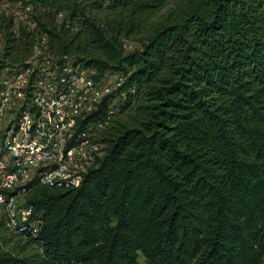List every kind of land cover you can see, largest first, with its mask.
<instances>
[{
    "label": "trees",
    "instance_id": "16d2710c",
    "mask_svg": "<svg viewBox=\"0 0 264 264\" xmlns=\"http://www.w3.org/2000/svg\"><path fill=\"white\" fill-rule=\"evenodd\" d=\"M168 1H28L63 13L69 28L82 17L98 56H72L68 30L36 14L19 34L4 19L0 87L6 60L19 68L46 34L53 52L97 77L121 74L127 94L79 187L29 191L30 217L42 224L19 253L0 243V264H138L140 254L150 264H263L264 0H175L127 53L125 39ZM89 4L105 5L103 22ZM23 45L30 53L20 57Z\"/></svg>",
    "mask_w": 264,
    "mask_h": 264
},
{
    "label": "built area",
    "instance_id": "2783aa9c",
    "mask_svg": "<svg viewBox=\"0 0 264 264\" xmlns=\"http://www.w3.org/2000/svg\"><path fill=\"white\" fill-rule=\"evenodd\" d=\"M42 39L0 87V219L7 230L27 237L42 224L40 216L30 217L29 191L35 184L79 187L105 155L104 132L127 94L118 91L121 74L97 77ZM105 101L107 109L97 117Z\"/></svg>",
    "mask_w": 264,
    "mask_h": 264
},
{
    "label": "rangeland",
    "instance_id": "374dc122",
    "mask_svg": "<svg viewBox=\"0 0 264 264\" xmlns=\"http://www.w3.org/2000/svg\"><path fill=\"white\" fill-rule=\"evenodd\" d=\"M175 10H177V5L175 4V0H169L162 8L155 11V13L151 15V19H149V21L146 22L145 25L141 27L138 32L131 33L130 37L125 39L126 52L127 53L132 52L137 48H141L142 44L146 42L147 36L151 33L152 29L155 27L157 22ZM86 11L89 17L96 18L100 23L101 21L103 22L106 19L107 17L106 13L108 12V9L105 7V5L101 8L89 4L86 8ZM32 14H36L44 24L50 26L51 24H56L58 25L59 28L63 27L68 30L65 35L68 42L69 40L73 41V44H70L71 45L70 51L72 56H77V55L79 56V54L80 55L84 54L88 56H93V55L98 56L101 54L100 48L97 47L95 43H93L91 39L90 31L88 27L85 25V21L83 20L82 17H80L78 20H75V22H73V24L69 28V24L64 25L63 13L56 15V13H54L53 8L48 9L43 5H39L36 7V5L28 3L27 0H8L0 5V55L4 53V48H5V40L2 30L3 31L6 30L5 21L7 20L4 21V19H7L9 17H14L15 27L13 28V30H18L19 25L26 26L32 30L35 28V24L32 19ZM42 31L43 28L40 26L39 32L44 33V31L43 32ZM17 32L18 34L20 33L19 30ZM43 42L45 43V40L43 41L42 39L40 41L39 47H42ZM23 46L24 48L20 50V55H19L20 57H22V55L24 54L30 53L29 45L27 46L29 47L28 49H26L27 47H25V45ZM55 52H58L57 54H59L61 51L55 49ZM20 62L21 61L16 62L15 64H18ZM78 63L80 64L81 67L91 72L98 71L94 66H86L83 62H78ZM9 64H10V60L7 59L6 66L2 70L1 76H4L9 71L15 69V67L9 66ZM104 74L103 75L106 76V79L108 80H111L116 77V71L112 69L106 70ZM119 118L121 119L120 115ZM27 242H28L27 236L14 234L13 232L7 230L5 227H0V243L6 249L12 250L15 253H19L21 250L19 246H24L26 245ZM138 264H150V263L145 259V257L142 254H140Z\"/></svg>",
    "mask_w": 264,
    "mask_h": 264
}]
</instances>
